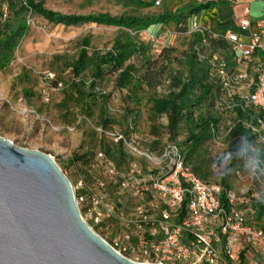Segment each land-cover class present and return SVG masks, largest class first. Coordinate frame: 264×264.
Listing matches in <instances>:
<instances>
[{
  "label": "rangeland",
  "instance_id": "374dc122",
  "mask_svg": "<svg viewBox=\"0 0 264 264\" xmlns=\"http://www.w3.org/2000/svg\"><path fill=\"white\" fill-rule=\"evenodd\" d=\"M36 1L56 12L80 15L108 13L112 16H152L158 14L159 8H163H143L129 0ZM31 17L33 22L26 24L7 61L0 68V137L19 147L49 155L73 187L81 182V186L87 191L89 188L97 191L95 180H103L105 186L103 190H99L104 196V205H114L127 215L135 198L120 192L112 179L104 173L101 162L93 161L94 153L101 149L103 140L113 142L99 134L96 128L134 134L141 140L142 145L149 143L153 140L150 129L156 119L150 97L166 95L168 83L164 81L153 90L145 87L133 90L119 89L115 86L117 73L106 72L95 87L90 89L89 66L82 74L85 82L81 87L83 96L74 92L69 85L72 80L70 65L77 58L84 46L83 40L86 39L88 44L85 48L90 58L96 53L108 51L115 41H120L142 46L144 54L139 57L132 56L127 62L135 64L139 69L142 60H154L163 48H168L170 56L175 58L172 68L182 70L183 54L188 49L191 34L179 32L175 28H170L169 31L165 29L159 34L160 28L151 25V28L130 29L97 23L64 25L49 22L35 14ZM206 64L211 67L210 63ZM208 104L205 103L204 106ZM222 115L227 121H231L226 112L223 111ZM104 120H107L106 126H103ZM158 120L163 124L166 122L165 116ZM130 121L132 126L128 125ZM225 127L227 126L224 124L223 130L218 134L219 143H211V148L221 161L227 162V149L231 141L225 137ZM166 139L167 136H163L159 143ZM82 154L89 155L87 162L75 160L76 156ZM138 162L143 167L149 166L141 158ZM214 169L220 173L219 166ZM224 180L232 185L231 188L236 193L244 191L248 182L239 181L232 174ZM259 181L256 182L261 183L260 190L264 193V179ZM146 198L155 201V198L149 195ZM86 221L122 255L132 259L136 256L131 248L125 251L122 249L125 246L123 233L126 230L132 231L131 225L128 227L113 216L105 217L99 225H94L89 216H86ZM250 255L252 258L250 257L248 262L264 259L263 253L250 252Z\"/></svg>",
  "mask_w": 264,
  "mask_h": 264
},
{
  "label": "built area",
  "instance_id": "2783aa9c",
  "mask_svg": "<svg viewBox=\"0 0 264 264\" xmlns=\"http://www.w3.org/2000/svg\"><path fill=\"white\" fill-rule=\"evenodd\" d=\"M20 1L27 6L25 0ZM160 2L155 0L154 5L158 6ZM0 13L1 20H7V0H0ZM25 22H33L30 10ZM249 26L250 9L246 6L236 18V30L218 35L197 21H191L186 32L208 31L213 38H222L227 43L237 66L229 73L225 72V62L214 66L221 77L217 102L230 111L240 109L243 116L236 121L254 135L255 140L264 142V118L259 115V112L264 113V26L258 24L245 39L244 32ZM96 130L114 143L120 142L132 157L125 168L118 169L102 151L96 153L104 173L120 192L135 198V202L127 215L114 205L105 206L100 192L105 182L101 179L94 182L97 191L92 188L87 191L81 182L72 186L74 202L87 224L86 216L94 225L113 216L128 227L132 226V231L123 233L125 246L122 248L124 251L131 248L135 252L136 256L130 260L141 264H264V259L246 262L243 254L246 250L264 254V228L250 225L242 209L253 203L262 206L264 203L256 199L257 193H262L261 181H249L241 161L234 174L239 181H248L245 190L239 193L226 190L227 205H222L219 200L222 187L200 179L185 164L182 151L175 142L167 141L161 151L154 152L144 147L134 134L102 127ZM219 139L215 132L214 142L219 143ZM172 146L179 149L178 155H170ZM139 158L149 166H141ZM147 195L155 201L147 200Z\"/></svg>",
  "mask_w": 264,
  "mask_h": 264
},
{
  "label": "trees",
  "instance_id": "16d2710c",
  "mask_svg": "<svg viewBox=\"0 0 264 264\" xmlns=\"http://www.w3.org/2000/svg\"><path fill=\"white\" fill-rule=\"evenodd\" d=\"M7 1L9 8L7 20L2 21L0 13V68L7 61L18 38L26 28L25 17L28 10L31 11V15L41 16L55 24L97 23L130 29L147 28L157 23L172 22L177 31L186 32V20L190 15L208 9L215 4L213 1H208L188 11L163 12L152 16H112L108 13L64 14L43 7L36 0H25L27 6L22 5L20 0ZM129 1L139 7L146 8L154 5L155 0ZM83 42L84 46L70 65L72 80L69 85L71 89L84 96V91L81 88L85 83L82 74L89 66L91 67V80L88 84L90 89L95 87L106 72L117 73L115 86L119 89L133 90L145 87L153 90L162 82L167 81L168 91L166 95H151L150 97L152 112L156 119L150 129L153 140L143 144V146L154 152H159L165 142H175L182 151L185 164L200 179L207 183H218L222 187L219 200L222 205H227L224 194L226 190H232V185L225 182L224 179L230 174L235 175L234 171L239 161H230L228 158L227 162L220 160V157L211 148V143L214 142V133L220 134V130H223L225 124L227 126L225 127V137L230 139V145L235 146V142L242 134H246L250 139L255 140L254 135L236 121L243 116L240 109L230 111L217 102L221 77L214 70V66L220 62H225L226 73L233 72L237 66L227 43L222 38H213L208 31L192 33L188 49L183 54L184 69L175 70L172 68L175 58L170 56L168 48H163L154 60H142L139 69L135 64L127 62L132 56L139 57L144 54L141 45L133 46L130 43L115 41L111 49L104 53H96L90 58V54L85 48L88 41L84 39ZM206 63H210L211 67H207ZM205 103H209L208 106H204ZM223 111L230 117V122L222 115ZM259 115L264 118L263 112H259ZM161 116H165V124L159 122L158 119ZM103 123V126H106L107 120H104ZM130 124L132 126V121L128 122V125ZM163 136H167V139L160 144V139ZM180 136L182 138H179ZM137 139L139 142L141 141L138 136ZM102 143L101 149L98 151H102L108 159H111L118 169L125 168L132 159L120 142L114 143L103 140ZM96 153L97 151L94 153L95 159L93 161L97 160ZM87 156L89 157V155ZM87 156L78 155L75 160L87 162ZM216 166H219L220 173L214 169ZM81 193L86 192L81 190ZM242 209L250 225L264 228V206L253 203L249 206H243ZM250 252L260 254V252L253 250L244 251L246 262H248L247 260L250 261V257L252 258Z\"/></svg>",
  "mask_w": 264,
  "mask_h": 264
},
{
  "label": "water",
  "instance_id": "95a60500",
  "mask_svg": "<svg viewBox=\"0 0 264 264\" xmlns=\"http://www.w3.org/2000/svg\"><path fill=\"white\" fill-rule=\"evenodd\" d=\"M0 264H141L80 217L72 185L47 154L0 137Z\"/></svg>",
  "mask_w": 264,
  "mask_h": 264
},
{
  "label": "crops",
  "instance_id": "0c3cea01",
  "mask_svg": "<svg viewBox=\"0 0 264 264\" xmlns=\"http://www.w3.org/2000/svg\"><path fill=\"white\" fill-rule=\"evenodd\" d=\"M208 1H213L215 4L208 9H203L198 13L190 15L186 20V29L191 21H197L208 31L214 34L223 35L227 31L236 30V18L246 6L250 9V26L249 30L244 32V38L246 39L248 32L256 30L258 24L264 26V0H161L158 6L153 5L146 8L151 9L163 6V8H159L157 11L158 14L165 11L173 13L176 10L188 11L195 6ZM151 26H155L157 29L160 28L158 32L159 34L164 32L165 29L169 31L170 28H175V25L172 22L166 24L157 23ZM151 26H149V28H151Z\"/></svg>",
  "mask_w": 264,
  "mask_h": 264
},
{
  "label": "clouds",
  "instance_id": "9594fccd",
  "mask_svg": "<svg viewBox=\"0 0 264 264\" xmlns=\"http://www.w3.org/2000/svg\"><path fill=\"white\" fill-rule=\"evenodd\" d=\"M227 149L228 160L242 162V168L247 177L252 181L264 179V142L250 139L248 135L242 134L240 138ZM171 154H179V149L172 146ZM256 199L264 203V193H257Z\"/></svg>",
  "mask_w": 264,
  "mask_h": 264
}]
</instances>
